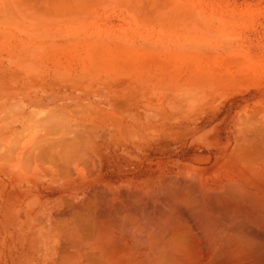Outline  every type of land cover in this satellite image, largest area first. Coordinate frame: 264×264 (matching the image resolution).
<instances>
[{"label": "rangeland", "instance_id": "1", "mask_svg": "<svg viewBox=\"0 0 264 264\" xmlns=\"http://www.w3.org/2000/svg\"><path fill=\"white\" fill-rule=\"evenodd\" d=\"M212 92L178 115L179 95ZM256 107L264 108V0H0V173L26 147L40 153L42 141L67 143L87 125L106 151H120L114 184L121 191L160 185L182 167H208L195 160L209 152L190 141L205 135L223 144L233 114ZM137 123L156 125L141 151L126 127ZM73 167L81 169L78 161ZM45 169L48 178L55 172L50 162ZM112 184H101V199ZM69 190L19 193L10 208L9 264H25L30 252L46 249L48 235L66 233L57 231L68 224L44 209L54 214L55 199Z\"/></svg>", "mask_w": 264, "mask_h": 264}, {"label": "bare ground", "instance_id": "2", "mask_svg": "<svg viewBox=\"0 0 264 264\" xmlns=\"http://www.w3.org/2000/svg\"><path fill=\"white\" fill-rule=\"evenodd\" d=\"M213 93L216 92L196 96L179 95L178 115L189 114L187 109L190 105L205 96L209 99ZM218 113L215 112L209 118L213 120ZM228 113L224 122L230 116ZM126 127L136 137L137 148L141 151L146 142L145 138L151 131L149 127L156 125L137 123ZM192 128L196 133L200 130L197 126ZM229 128L223 144L205 135L190 141L191 146L203 149L202 152H209L206 159L195 160V163L208 167L197 171L182 167L177 175L166 177L160 185L154 181L142 189L124 191L113 185V194H107L106 197H109L102 200L103 192H106L100 187L102 183L91 179L87 183L82 182L87 186L85 193L72 195L75 200L62 199L63 202L58 204L59 209L54 214L52 207L45 211L50 219L51 215H55L57 221L69 225V228L67 225L63 229L46 225L47 230L59 229L57 233H66L48 235L50 242L43 245L46 249L43 252L39 249L40 252H30V258H27L25 264H38L41 258V262L43 258L46 259L44 264H264V108L244 110L241 115L233 114ZM88 141V144L85 143L89 151L86 156L90 154L89 160L97 163L98 159L94 158L95 162L92 157L95 156L94 150L89 149L93 148L97 152L98 146L96 147L90 136ZM84 142L87 141L83 140V144ZM82 147L85 149L86 146ZM82 147H78V151ZM84 151L87 152V148ZM80 155L82 160V154ZM43 158L46 159L44 156ZM57 158L61 160L62 157ZM62 159L68 160L69 156ZM81 160L78 159V162L83 161ZM85 160L88 159H84L83 163ZM90 161L88 162L91 163ZM84 164L83 169L89 170L91 167L94 173L97 166L89 165L87 169ZM36 167L38 169L33 170L39 172L42 169L41 163ZM59 168L61 170L62 167H57ZM29 170L23 169L21 172L28 175ZM89 173L91 172L87 171L86 174ZM34 204L31 206L35 207ZM34 212L28 211L27 217ZM29 220L28 223H31L33 219L29 217ZM40 220L41 223L43 220ZM40 241L38 238V248ZM22 254L21 263L25 262L23 256L26 253Z\"/></svg>", "mask_w": 264, "mask_h": 264}, {"label": "crops", "instance_id": "3", "mask_svg": "<svg viewBox=\"0 0 264 264\" xmlns=\"http://www.w3.org/2000/svg\"><path fill=\"white\" fill-rule=\"evenodd\" d=\"M1 90H2L1 91V95H2L1 97H4L5 94H8V88H6V87L3 88L2 87ZM5 98L7 99L8 95H6ZM103 125H106V124L102 123L99 126H103ZM82 127H78L76 129V131H74L72 133V140L66 141L67 143L63 142L64 145H63V143H59V142L57 144L50 145V147H49L48 143H47V145L46 144H38L36 146V148L37 149L39 148L38 150L41 153V154L39 153L40 155L37 154V153H32V154L28 153L29 150L26 147L25 148L26 152L23 153V158L26 156L24 158V160L21 157H20L21 159L19 157H16V159L14 161H12V162L8 161L6 166L2 168V171L0 173V264H9V254H10L9 253V234H10L9 225H10V222H12L10 220V216H12V215H10V208L12 209L15 206L16 207L19 206L18 205L19 198H20L19 193L24 192V191H28V192L52 191L53 188H54V190L56 192L61 193V191H67V190L70 189L69 190L70 195L64 197L66 199H64L63 197L62 198L58 197V198L55 199L54 205H57V207H58V204L60 202H63L64 200L68 201V199L71 200L72 195L78 196V194H80V193L83 194V192L86 190L87 186H86V184H84L82 182H86L87 183V182L90 181V179H91V181H97L99 184L100 183L105 184V182H107V184L110 185L111 181H112L113 184L115 183V181L118 182L119 179H117V177H119V175H120V163H121V161H120L121 160L120 151L119 150H117V151L114 150L113 152L106 151L105 147H104L105 141L102 138L99 137L100 134L98 133L94 138H91L92 142L95 143L96 147L98 146L97 147L98 149H96L97 152L94 150L95 156H92L93 159L94 158L98 159V160L96 159L97 163H94V161L92 163L89 160V159H91L89 157L90 154H88V156H86L87 155L86 153L89 152L88 151V147H87L88 146L87 144L89 142L88 141L89 140V136H90L89 135V131H88V126L85 125V127L84 126H82ZM112 128L114 129V127H112ZM99 131L102 134L101 136H105L106 135V133L105 134L102 133L103 132L102 128H99L98 132ZM113 134H115L114 130H113ZM113 138H114L113 139L114 143L115 142L116 143L120 142L119 136H118V140L116 139V141H115V136H113ZM79 140H80V143L82 142V144L79 143ZM83 140L84 141L86 140L87 142H84V144H83ZM69 142H70V145L68 144ZM72 142H74V143L72 144ZM85 143H87V144H85ZM79 144H80V146H78ZM82 146H86L85 149H83L84 147H82ZM52 147H53L54 151H52L51 154H50V152H49L50 150L49 149L52 148ZM78 147H82V149L79 148L81 150V152H80V150L78 151ZM63 148H64L65 151L62 150ZM86 148H87V152L84 151V150H86ZM75 149H77V152H76ZM58 150H59V152H57ZM82 151L85 152V155H83ZM47 152H48V154H47ZM53 152H55L56 155ZM76 153H78V154H76ZM79 154H82V160L83 161H84V159H88L87 161L85 160L86 164H84L85 162L83 163V161L80 158L81 155L79 156ZM41 156H42V158H41ZM43 156L46 157V159L43 158ZM47 156H49V157H47ZM56 156L57 157L61 156L62 158H65V159H67L68 156H69V159L62 161L63 160L62 158L60 160V158H57ZM84 156H86V157L84 158ZM57 159H59V160L57 161ZM72 159L73 160L75 159L74 161H78V159H80L82 161V162H80V161L78 162V164H80V166H81L80 167L81 169H80L79 172L76 171V169H75L76 167H73V164H72L73 160ZM25 160H26V163H25ZM28 160H31V161H28ZM45 160L47 162H50V164L52 165L53 168L56 167L55 168V172H52L51 173L52 176H50L49 178H48V175L45 172V170H46L45 169V165H43L46 162ZM71 160H72V162H71ZM96 160H95V162H96ZM88 161H90L91 163H89ZM30 162H32L33 164L30 163ZM58 162L59 163L62 162L59 165L60 167H62L61 170H60V168L57 169V167H59L58 165H56V164H58ZM66 162L68 163V165H66ZM38 163L39 164L41 163L42 169L41 170L39 169V172H38V170L35 172L33 169L34 168L38 169V167H36V165ZM87 163H89L88 166L89 165L90 166L94 165L95 167L97 166L96 168H94V170L96 169L94 171V173H92L93 171H91V167H89V170L83 169L85 167L82 168V164H84V166H86V168L88 169ZM63 164H65V166ZM70 164H72V165H70ZM67 166L69 168H67ZM105 166H107V167H105ZM72 168H73V170H72ZM103 168H106V169L103 170ZM23 169H28V170L30 169L29 172L27 173L28 175H24L21 172V171H23ZM67 171L70 172V173H68ZM87 171H89L91 173L86 174ZM11 173H12V175H11ZM31 174L34 177H32ZM63 176H65V177H63ZM89 176H90V178H88ZM115 177H116V179H115ZM28 178L30 180H28ZM31 179H33V180L31 181ZM27 182H29V183H27ZM11 195L12 196L15 195L16 199H14L12 201L11 205H10V196ZM40 197L44 198V196H40ZM22 198H23V196H22ZM62 199H63V201H62ZM72 200H75V199L72 198ZM14 201H16L17 203H15ZM22 210H23V208H22ZM22 210H21L20 213H18V214L13 216V217H16V221L15 222H20L19 221V217L21 216V213L25 214V212L22 211ZM44 210H46V209H44Z\"/></svg>", "mask_w": 264, "mask_h": 264}]
</instances>
